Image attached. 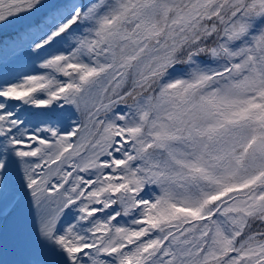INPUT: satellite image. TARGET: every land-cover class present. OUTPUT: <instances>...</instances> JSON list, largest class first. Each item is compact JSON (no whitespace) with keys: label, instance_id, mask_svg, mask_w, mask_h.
<instances>
[{"label":"snow or ice","instance_id":"snow-or-ice-1","mask_svg":"<svg viewBox=\"0 0 264 264\" xmlns=\"http://www.w3.org/2000/svg\"><path fill=\"white\" fill-rule=\"evenodd\" d=\"M21 18L0 264H264V0H0Z\"/></svg>","mask_w":264,"mask_h":264},{"label":"rangeland","instance_id":"rangeland-1","mask_svg":"<svg viewBox=\"0 0 264 264\" xmlns=\"http://www.w3.org/2000/svg\"><path fill=\"white\" fill-rule=\"evenodd\" d=\"M27 19L26 18H21L19 20H17L14 24H9V25H5L8 26V28H3V30H8L7 34L8 37L7 38H11L13 36L16 35L17 31L22 29L25 25H26ZM0 50H2V43L0 45ZM0 55H3V50L0 53ZM35 59V57L33 56H23L21 57V59L18 62L12 63L8 66V71L10 73L12 72H23L26 74H44L46 71L48 70H44L39 68V63H42V60H37L36 61V65H33V60ZM0 61H2L0 59ZM4 70V66L3 63L0 62V73H2Z\"/></svg>","mask_w":264,"mask_h":264}]
</instances>
